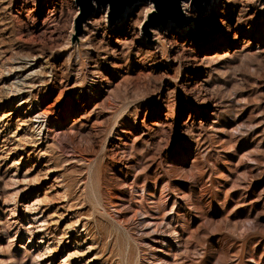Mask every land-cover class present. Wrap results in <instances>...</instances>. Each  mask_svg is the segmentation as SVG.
Segmentation results:
<instances>
[{"label":"rangeland","instance_id":"obj_1","mask_svg":"<svg viewBox=\"0 0 264 264\" xmlns=\"http://www.w3.org/2000/svg\"><path fill=\"white\" fill-rule=\"evenodd\" d=\"M260 1L0 0V264H264Z\"/></svg>","mask_w":264,"mask_h":264},{"label":"water","instance_id":"obj_2","mask_svg":"<svg viewBox=\"0 0 264 264\" xmlns=\"http://www.w3.org/2000/svg\"><path fill=\"white\" fill-rule=\"evenodd\" d=\"M79 8V22L88 19L97 9H107L111 24L118 21L127 8H133L149 2L152 5V12L149 13L145 29L149 27H165L168 22L176 26L184 25V16L181 5L185 1L197 10H202L208 0H74Z\"/></svg>","mask_w":264,"mask_h":264},{"label":"bare ground","instance_id":"obj_3","mask_svg":"<svg viewBox=\"0 0 264 264\" xmlns=\"http://www.w3.org/2000/svg\"><path fill=\"white\" fill-rule=\"evenodd\" d=\"M261 3H260V7L261 8H264V0H261L260 1ZM217 3V0H208V3L207 4H205L204 5V12L206 11V12H208L209 10H211V8H214V6H215V4ZM142 5H144V6H146L147 8H146V11H145V14L147 13V12H149V11H151V9H152V5H151V3H149V2H145V3H143ZM193 6L190 4V2L189 1H185V2H183L182 3V5H181V9H182V12H183V16H184V21H185V23H184V25H182V28L179 30L178 28V31H180V32H184L185 30H187V32L189 31V30H195V17H194V15H193V8H192ZM104 12H106V10L107 9H102ZM101 10V11H102ZM132 10H133V8H127L126 10H125V12L122 14V16H121V18L118 20V22H116L117 23V25L119 26V24H121V23H123V22H125V20L126 19H129V17H131V13H132ZM144 18H145V15H144ZM143 18V19H144ZM106 21V20H105ZM88 24H90V22H87L86 24H85V28L87 27V25ZM174 23H172V22H168L167 23V25H166V30H163L164 32H166L168 29H175V27H174ZM89 26V25H88ZM116 27V26H115ZM137 29H139V28H137ZM151 32H152V35L153 36H155V37H157L160 33V29H152L151 30ZM163 34V33H162ZM165 37V36H164ZM162 39H163V37H162ZM217 48V46L216 47H213V48H211V49H216ZM196 59V58H195ZM202 59H203V57H202ZM29 60H31V59H29ZM194 61V60H193ZM203 61V60H202ZM204 62V61H203ZM29 62H25V65L26 64H28ZM195 63V62H194ZM197 63V62H196ZM202 63V62H201ZM199 64V63H198ZM201 65V64H200ZM31 66V65H30ZM28 68V67H27ZM20 71H22V70H20ZM19 72V71H18ZM17 72V73H18ZM25 72V71H24ZM28 72V71H27ZM20 73V72H19ZM19 78V77H18ZM27 78H28V76H25V77H22V80H21V82L22 83H24L26 80H27ZM11 80V79H10ZM15 80V79H14ZM203 80V79H202ZM30 81V80H29ZM5 82V81H4ZM31 82V81H30ZM206 82V81H205ZM21 83V84H22ZM27 83H28V81H27ZM200 83V82H199ZM26 94V93H25ZM27 95V94H26ZM17 97H20V99H22V97H21V95H19V96H17ZM25 98V97H24ZM21 102V101H20ZM44 112V111H43ZM37 114V113H36ZM33 117V116H32ZM31 117V118H32ZM35 118L36 119H40L41 117L39 116V115H36L35 116ZM36 122H37V120H36ZM40 124V126H41V124H43V123H39ZM39 126V125H38ZM37 127V126H36ZM41 129V128H40ZM34 131H35V128H34ZM50 173V171L48 172V174ZM17 176V175H16ZM147 228V226H145L144 225V228ZM150 227V226H149ZM148 227V228H149ZM71 228V227H70ZM155 232V231H154ZM66 236V235H65ZM77 249V248H76ZM76 251V250H75ZM78 252V251H77ZM86 253V252H85ZM71 255L72 254H68V258H70L71 257ZM75 256V255H74ZM84 256V255H83ZM82 256V257H83ZM89 260V259H88Z\"/></svg>","mask_w":264,"mask_h":264}]
</instances>
